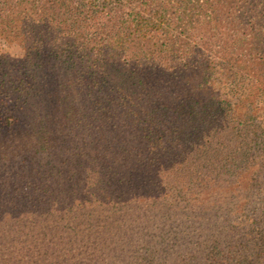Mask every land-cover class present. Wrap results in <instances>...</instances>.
Here are the masks:
<instances>
[{"label": "trees", "instance_id": "obj_1", "mask_svg": "<svg viewBox=\"0 0 264 264\" xmlns=\"http://www.w3.org/2000/svg\"><path fill=\"white\" fill-rule=\"evenodd\" d=\"M244 2L0 0L22 48L0 53V212L24 263L71 264L53 237L73 225L82 264L88 243L100 264H264V38L232 26ZM36 224L46 243L22 235Z\"/></svg>", "mask_w": 264, "mask_h": 264}, {"label": "rangeland", "instance_id": "obj_2", "mask_svg": "<svg viewBox=\"0 0 264 264\" xmlns=\"http://www.w3.org/2000/svg\"><path fill=\"white\" fill-rule=\"evenodd\" d=\"M239 5H241V8H236V14L235 16L238 18L237 21H234L235 23H232V26L234 27H243V28H247L244 32L246 33H251V32H258L260 40L262 38H264V0H245L244 3H240ZM222 24L226 25V22H223ZM236 24V25H233ZM254 26V27H253ZM228 27V24H227ZM252 28V29H251ZM7 36H0V53H8L10 56H20L22 54V48L21 45L19 43V39H16L17 37H12L11 34L7 33ZM18 36V35H17ZM264 46V45H263ZM245 82H248L249 80H253V78H243ZM31 96V95H29ZM28 100H31L28 97ZM32 101V100H31ZM35 110H22V109H9L6 111L5 114V118L6 115H8L10 117V121L14 120L16 117H19L20 119V126L23 124L24 119L23 118H29V117H33ZM22 127H20L21 129ZM55 134H56V140L59 143H64L63 144H76L80 142L81 137H79V135H81V133L77 130H73L72 127L70 126H65V127H61V126H56L55 129ZM126 133L127 137H132L133 135H136L137 132H128L127 130L123 131ZM130 136H129V135ZM14 135V133H12L11 135H9L10 138H12ZM144 139H141V138ZM139 139V136L133 139H129L127 142H142L144 144H147V135L142 136ZM2 140H7V137H3ZM70 142V143H69ZM29 166H25V169H28ZM16 171H18L19 174H21L20 178L22 176H28V174H30V170L24 172L23 168L16 163V167H15ZM147 169V167H146ZM31 179H33V173ZM11 189H15V190H20L21 187L17 186V185H13L11 187ZM4 192V187H2L0 189V194ZM144 206H147V203L144 204ZM3 207V203L0 197V210ZM0 264H26L22 261L21 254L22 251L21 249H19L18 247H13L12 243L9 245H6V237H9L11 234L14 235H20L21 233H17L16 231H11L9 232L8 230L11 229V224H6L7 221L3 222V217H2V213L0 212ZM30 226L32 225H28L27 227H24V232L22 233V235L24 237L27 238H32L37 239L38 242L40 243H46V240L44 238L43 235V231L42 229L39 227V225L36 224V228L31 229ZM73 225H70V227H65V229H67L68 231V236L71 238V242H64V240L61 237H53V241H54V245L55 247L59 248V252L58 255H63L66 254L68 255V257L70 256V260H71V264H82L81 261L83 259H87L85 258V247L83 246V242L84 240H79L80 234L82 233V229L83 231H87V228L85 226L82 227H75L72 228ZM82 228V229H81ZM46 230H49L46 228ZM121 234L118 237V243L119 240L121 238ZM140 239H144L143 236H140ZM134 241V240H133ZM140 243H143L142 240H140ZM122 244V243H120ZM126 245V244H125ZM127 246V245H126ZM73 248V249H72ZM88 251L90 252V254H96L97 255V259L99 260L100 264L102 261V255L100 253V251H95V247L93 244L88 243ZM146 246L144 245H140L139 249L140 252H144V250L142 251L141 249H145ZM45 249V246L43 244H39L38 246H36L33 249L32 255L34 257H39L40 253ZM116 251V252H115ZM115 251H110L109 253L112 256H115V254H117L119 257H122L123 255H126V253L124 252H120L119 249H115ZM140 255V254H139ZM91 259L88 258L86 260V263L89 262V260ZM119 264V263H117Z\"/></svg>", "mask_w": 264, "mask_h": 264}]
</instances>
